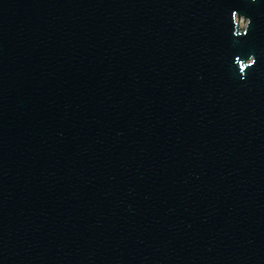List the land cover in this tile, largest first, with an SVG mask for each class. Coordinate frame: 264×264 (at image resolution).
<instances>
[{"label": "water", "instance_id": "obj_1", "mask_svg": "<svg viewBox=\"0 0 264 264\" xmlns=\"http://www.w3.org/2000/svg\"><path fill=\"white\" fill-rule=\"evenodd\" d=\"M0 264H264V0H0Z\"/></svg>", "mask_w": 264, "mask_h": 264}, {"label": "snow or ice", "instance_id": "obj_2", "mask_svg": "<svg viewBox=\"0 0 264 264\" xmlns=\"http://www.w3.org/2000/svg\"><path fill=\"white\" fill-rule=\"evenodd\" d=\"M255 63V62H254Z\"/></svg>", "mask_w": 264, "mask_h": 264}]
</instances>
